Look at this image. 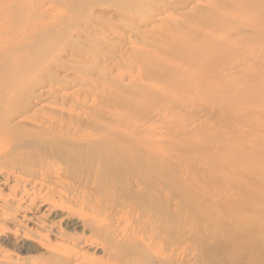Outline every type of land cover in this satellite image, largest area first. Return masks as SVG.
I'll list each match as a JSON object with an SVG mask.
<instances>
[{
	"label": "bare ground",
	"instance_id": "1",
	"mask_svg": "<svg viewBox=\"0 0 264 264\" xmlns=\"http://www.w3.org/2000/svg\"><path fill=\"white\" fill-rule=\"evenodd\" d=\"M0 264H264V0H0Z\"/></svg>",
	"mask_w": 264,
	"mask_h": 264
},
{
	"label": "rangeland",
	"instance_id": "2",
	"mask_svg": "<svg viewBox=\"0 0 264 264\" xmlns=\"http://www.w3.org/2000/svg\"><path fill=\"white\" fill-rule=\"evenodd\" d=\"M48 6V5H47ZM57 6V5H56ZM55 8H57V10L59 9V10H61L62 8L61 7H55Z\"/></svg>",
	"mask_w": 264,
	"mask_h": 264
}]
</instances>
